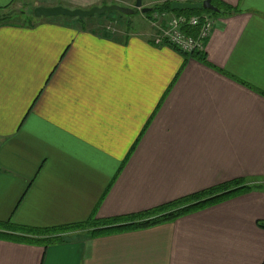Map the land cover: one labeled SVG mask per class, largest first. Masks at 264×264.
Returning a JSON list of instances; mask_svg holds the SVG:
<instances>
[{
    "label": "crops",
    "instance_id": "crops-1",
    "mask_svg": "<svg viewBox=\"0 0 264 264\" xmlns=\"http://www.w3.org/2000/svg\"><path fill=\"white\" fill-rule=\"evenodd\" d=\"M119 1L137 9L138 0ZM213 4L221 12L207 63L155 45L139 9L140 22L120 20L119 35L109 20L0 27L1 222L52 228L124 218L264 179V0ZM0 264H264V191L155 227L78 232L48 248L0 238Z\"/></svg>",
    "mask_w": 264,
    "mask_h": 264
},
{
    "label": "trees",
    "instance_id": "trees-1",
    "mask_svg": "<svg viewBox=\"0 0 264 264\" xmlns=\"http://www.w3.org/2000/svg\"><path fill=\"white\" fill-rule=\"evenodd\" d=\"M215 2V0L213 1ZM34 5H23L16 8V2L11 5L0 8V27L1 26H24L33 27L39 19L34 17ZM166 10L171 11V3H165L161 6H155L150 10ZM136 13V12H134ZM179 13V12H178ZM214 16L219 14L209 12ZM223 13V12H222ZM231 13L230 8L225 10V14ZM120 18L128 16L118 12ZM182 14L193 15L192 12H183ZM146 15H149L146 14ZM145 15V16H146ZM117 17V16H116ZM53 19H64L68 22H76L79 24H90L96 22V16L84 20L69 19L58 17ZM189 35L196 36V29H187ZM182 54V53H181ZM186 58H194L203 63H207V58L203 52H196L192 55L182 54ZM264 191V179L245 180L237 179L216 187L192 194L190 196L173 201L156 209L124 218H115L110 220L92 219L89 222L81 224L63 225L52 228H36L14 224L12 221H0V238L12 241L31 243L48 248L53 245L65 243L70 240L71 234L78 231H86L92 236L109 234L114 231L142 229L155 227L167 222L175 221L187 215L202 211L214 205L223 203L231 198L252 192Z\"/></svg>",
    "mask_w": 264,
    "mask_h": 264
},
{
    "label": "built area",
    "instance_id": "built-area-1",
    "mask_svg": "<svg viewBox=\"0 0 264 264\" xmlns=\"http://www.w3.org/2000/svg\"><path fill=\"white\" fill-rule=\"evenodd\" d=\"M175 1L180 3L199 2L198 0ZM146 17L154 30L152 40L155 45L170 46L179 53L187 55L204 52L206 41L210 38L216 24L214 15L208 13L187 15L181 12L154 9ZM106 28L112 33L116 31L111 25ZM187 29H196L197 35H189L186 32Z\"/></svg>",
    "mask_w": 264,
    "mask_h": 264
},
{
    "label": "water",
    "instance_id": "water-1",
    "mask_svg": "<svg viewBox=\"0 0 264 264\" xmlns=\"http://www.w3.org/2000/svg\"><path fill=\"white\" fill-rule=\"evenodd\" d=\"M136 7L137 9L141 10L144 14H148L151 12L150 9L143 8L142 0L137 1ZM171 11L181 13L209 11L216 14H219L221 12L220 9L214 6L213 0H204L202 2L197 3H180L174 1L171 3ZM110 12H119L126 16L132 15L134 13L132 9L121 7L119 5H105L102 7H93L89 10L70 9L63 6H39L34 9V17L36 19L65 17L69 19L84 20L87 18L94 17L95 15L101 16Z\"/></svg>",
    "mask_w": 264,
    "mask_h": 264
},
{
    "label": "rangeland",
    "instance_id": "rangeland-1",
    "mask_svg": "<svg viewBox=\"0 0 264 264\" xmlns=\"http://www.w3.org/2000/svg\"><path fill=\"white\" fill-rule=\"evenodd\" d=\"M111 2L110 3H117V4H115V5H119V6H122V5H124V4H121V2L122 1H119V0H114V1H112V0H110ZM25 4H27V5H32V3H31V1L30 0H24V1H21V0H19V1H17V3H16V8L18 7V8H20V7H23V5H25ZM123 7V6H122ZM134 7V6H133ZM134 12H138V9H136V8H133L132 9ZM192 13H194L193 15H201V14H203V13H207V11H203V12H192ZM208 14H211V13H208ZM98 19H101L102 21H96V22H93L92 24H99V25H104V21L105 20H109V21H107V22H105L106 24H105V27L106 26H113L114 28H115V33H114V35H119V34H121V23H120V20H125L126 18H120L121 16L118 14V12H110V13H106V14H104V15H101V16H98V15H95ZM117 16V17H116ZM127 18H129V19H133V20H137V21H139V18L137 19V18H135V13L133 14V15H129ZM131 19V20H132ZM140 22V21H139ZM124 24V23H123ZM90 26V25H89ZM123 26V25H122ZM79 233L80 232H84V231H78ZM78 232H75V233H72L71 234V236L72 237H74Z\"/></svg>",
    "mask_w": 264,
    "mask_h": 264
}]
</instances>
